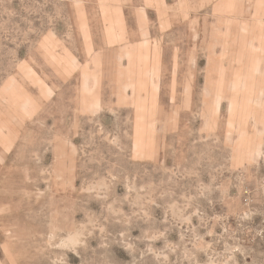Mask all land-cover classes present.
Here are the masks:
<instances>
[{"label": "rangeland", "instance_id": "obj_1", "mask_svg": "<svg viewBox=\"0 0 264 264\" xmlns=\"http://www.w3.org/2000/svg\"><path fill=\"white\" fill-rule=\"evenodd\" d=\"M0 264H264V0H0Z\"/></svg>", "mask_w": 264, "mask_h": 264}]
</instances>
